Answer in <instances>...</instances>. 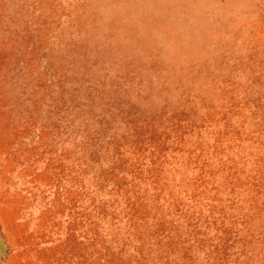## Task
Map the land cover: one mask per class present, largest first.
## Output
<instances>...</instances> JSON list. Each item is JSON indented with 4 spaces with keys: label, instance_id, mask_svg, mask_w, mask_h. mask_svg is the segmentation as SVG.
I'll use <instances>...</instances> for the list:
<instances>
[{
    "label": "rangeland",
    "instance_id": "374dc122",
    "mask_svg": "<svg viewBox=\"0 0 264 264\" xmlns=\"http://www.w3.org/2000/svg\"><path fill=\"white\" fill-rule=\"evenodd\" d=\"M0 264H264V0H0Z\"/></svg>",
    "mask_w": 264,
    "mask_h": 264
}]
</instances>
